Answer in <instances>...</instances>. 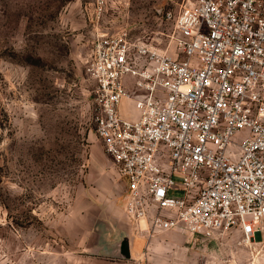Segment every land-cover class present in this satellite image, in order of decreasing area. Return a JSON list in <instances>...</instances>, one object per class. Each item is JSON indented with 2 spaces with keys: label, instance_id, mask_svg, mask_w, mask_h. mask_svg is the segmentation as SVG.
Listing matches in <instances>:
<instances>
[{
  "label": "built area",
  "instance_id": "obj_1",
  "mask_svg": "<svg viewBox=\"0 0 264 264\" xmlns=\"http://www.w3.org/2000/svg\"><path fill=\"white\" fill-rule=\"evenodd\" d=\"M92 1L100 18L123 0ZM158 12L166 47L129 30L97 34L88 67L124 214L146 234L237 233L261 253L264 0H159Z\"/></svg>",
  "mask_w": 264,
  "mask_h": 264
},
{
  "label": "rangeland",
  "instance_id": "obj_2",
  "mask_svg": "<svg viewBox=\"0 0 264 264\" xmlns=\"http://www.w3.org/2000/svg\"><path fill=\"white\" fill-rule=\"evenodd\" d=\"M158 9L123 0L98 18L92 0H0V264H264L237 233L179 242L165 231L150 243L124 214L88 67L97 34L129 30L166 47Z\"/></svg>",
  "mask_w": 264,
  "mask_h": 264
},
{
  "label": "crops",
  "instance_id": "obj_3",
  "mask_svg": "<svg viewBox=\"0 0 264 264\" xmlns=\"http://www.w3.org/2000/svg\"><path fill=\"white\" fill-rule=\"evenodd\" d=\"M122 180V182H123V186H124V189H123V195L125 194V190H126V183H125V181L123 180V179H121ZM124 200V199H123ZM123 203H124V201H123ZM123 206H124V204H123ZM135 229V228H134ZM136 230V229H135ZM167 234V236L168 237H174V238H177L178 239V241L179 242H184L185 241V239L187 240V237L186 236H188V238L190 239V236L189 235H187V234H185V233H181V232H178V231H169V232H166ZM133 234H136V235H143V236H146V237H148V239H149V241L148 242H150V243H152V241H153V237H154V235L155 234H153V235H150V234H146V233H144V232H141V231H139V230H137V232H135V233H133ZM131 241V240H130ZM149 243V244H150ZM131 251H133V249H134V244H133V242L131 241ZM135 251H136V249H135Z\"/></svg>",
  "mask_w": 264,
  "mask_h": 264
},
{
  "label": "water",
  "instance_id": "obj_4",
  "mask_svg": "<svg viewBox=\"0 0 264 264\" xmlns=\"http://www.w3.org/2000/svg\"><path fill=\"white\" fill-rule=\"evenodd\" d=\"M131 241L130 238H125L120 243V252L125 258H131L132 257V251H131Z\"/></svg>",
  "mask_w": 264,
  "mask_h": 264
},
{
  "label": "bare ground",
  "instance_id": "obj_5",
  "mask_svg": "<svg viewBox=\"0 0 264 264\" xmlns=\"http://www.w3.org/2000/svg\"><path fill=\"white\" fill-rule=\"evenodd\" d=\"M127 101V100H126ZM249 244V243H248ZM250 245H252V244H250Z\"/></svg>",
  "mask_w": 264,
  "mask_h": 264
}]
</instances>
